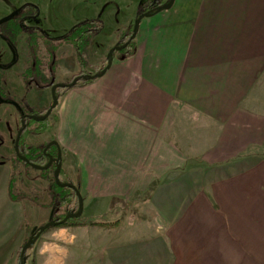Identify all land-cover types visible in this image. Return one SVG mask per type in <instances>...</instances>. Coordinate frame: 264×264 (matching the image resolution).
<instances>
[{
    "label": "crops",
    "instance_id": "obj_1",
    "mask_svg": "<svg viewBox=\"0 0 264 264\" xmlns=\"http://www.w3.org/2000/svg\"><path fill=\"white\" fill-rule=\"evenodd\" d=\"M159 11L141 20L132 55L58 96L54 141L83 212L41 232L24 264H157V236L139 213L157 222V180L175 182L188 167L178 137L195 141V130L218 132L217 142L201 186H182V218L162 239L169 264H264V154H245L264 146V0H174ZM134 22L125 17L121 30ZM238 51L254 54L240 64ZM13 170L0 161V264H18L39 226L11 196Z\"/></svg>",
    "mask_w": 264,
    "mask_h": 264
},
{
    "label": "rangeland",
    "instance_id": "obj_2",
    "mask_svg": "<svg viewBox=\"0 0 264 264\" xmlns=\"http://www.w3.org/2000/svg\"><path fill=\"white\" fill-rule=\"evenodd\" d=\"M171 1L0 0V20L6 19L19 8L26 5H34L40 11L39 17L32 21L39 23L42 28L33 25L34 23L31 20H24L23 25L30 27L31 32L39 36V56L43 60V71L47 75L48 82H52L47 87L45 86L47 79L44 81L39 77H34L30 83H27L29 77L24 75V72L29 64V58L27 57L30 47L27 45L28 35H22L18 38L16 55V50L0 36V66L3 67L0 69V99L2 97L10 98L14 102L0 101V161L13 162L12 189L26 208L27 223H38V227L43 226L50 221V216L54 212V217H60L64 213L65 207L63 205L60 206L59 200L53 198L50 191V181L42 179V170L28 166L18 161L15 157V140L21 128V110L35 116H41L44 110L48 109L52 104L50 88L53 84L63 81L68 72L74 73L73 76L68 77L61 83L67 84L71 82L81 72H84L83 75L86 76L100 73L107 64L106 59L111 48L122 45L129 40L133 32L134 23L127 30L122 31V23L125 17H129L131 22H134L137 16L145 10L153 13H158L160 12L159 10H168L170 7L164 8V6L169 5ZM26 10L27 13L33 14L35 12L31 7ZM86 20H95L97 24L92 25L94 28H92L90 35L83 36L82 40H78L79 49L78 46L74 47L70 43L72 42L71 39L66 42L64 38L72 30L73 26ZM159 26L157 24V31H159ZM98 27H100V30ZM128 34H130L129 37L127 36ZM246 38L249 41L250 36ZM136 42V37L130 42V44L132 43L133 53L136 48ZM51 51L55 53L54 59L56 60L52 74L49 72V66L54 61L50 54ZM253 54L254 51H238V56H235V58L239 60L237 63L241 64L242 61L245 62ZM159 55L161 53L158 49L157 57ZM255 56V58L258 57L257 52ZM113 57L122 58V52L115 51ZM36 79L41 84L40 86L36 85ZM81 79L79 78V81ZM52 114L53 110L50 114L51 127L49 129L40 135H25V143L29 148L54 142L55 131L53 126L55 125V114ZM247 127L250 128L249 125ZM248 128L247 130H249ZM191 132L193 135L190 132H188V135L190 134V137L194 136L195 141L191 139V142H189V139L185 137L186 133L179 135L178 139H180L182 149L190 153L189 155L193 160L189 161L188 167L183 165L178 167V179L175 182L169 179L157 180V222L151 217V212L143 211L144 213H139L143 215L144 219L150 220V223L145 226L146 236H157V264H169V245L167 244L168 242L165 243L162 239L164 236L168 237L170 233V219L176 221L182 218L181 213L184 212H182V209H184L186 202L185 189L182 186L185 185L186 181L189 184L192 183L195 187L201 186V166L203 164L206 165L204 153L207 149L212 150L217 142L216 135L218 132L214 130L207 131V133H205L206 131L196 130ZM256 152L264 154V146L250 148L245 154ZM212 154L213 152L210 155L211 160L214 159L216 161H211L209 169L214 170L219 162L217 161L218 156L215 157ZM191 173L194 175L193 180L189 179L188 176H182V174ZM186 178L188 179L186 180ZM60 180L69 182L66 181L67 178L64 175V171L60 173ZM171 182L174 183V188L173 185L171 186ZM158 186L161 187L158 188ZM173 190L174 192L176 190V192L170 194ZM130 217H138L133 209L130 210Z\"/></svg>",
    "mask_w": 264,
    "mask_h": 264
},
{
    "label": "trees",
    "instance_id": "obj_3",
    "mask_svg": "<svg viewBox=\"0 0 264 264\" xmlns=\"http://www.w3.org/2000/svg\"><path fill=\"white\" fill-rule=\"evenodd\" d=\"M28 7L33 8V10H35V12L32 13H27L26 9ZM153 11V10H152ZM39 12L37 10L36 7L34 6H23L21 8H19L14 14H12L11 16L7 17L5 21H3L0 24V36L6 40L8 42L9 45H11V47L16 50L17 53V49H18V38L22 35H28L29 38L27 40V45L29 47V53L27 55V57L29 58V64L27 66V70L24 72V75H26L27 77H29V80H27V83H30V81H32V79L35 77H39L41 79H43L44 81L47 79V75L44 73L43 71V60L40 58L39 56V39H38V35H36L35 33L31 32L30 27H25L23 25V21L26 19H35L38 16ZM97 24V22L95 20H89V21H84L80 24L75 25L72 30L67 33L65 35V41H69V39L72 40V42H70L74 47L78 46V40L79 39H83V36L86 35H90L92 32V25ZM100 30V27H98ZM97 28V29H98ZM128 37L130 36V34L127 35ZM126 36V37H127ZM80 40V41H81ZM33 44V45H32ZM79 47V46H78ZM132 47V43L130 45H128L125 49L121 50L120 52H122V58H126L129 57L130 55H132L133 53V48ZM78 49V48H77ZM80 49V47H79ZM51 57L54 59V52L51 51L50 52ZM55 59L54 61H52V65L50 64L49 66V72L52 74L53 72V65L55 63ZM106 63H107V59H106ZM3 67L0 66V69H2ZM84 72H81L79 74L83 75ZM75 76V75H74ZM91 79H81L79 81L80 84H85L90 82ZM47 84H45V86H50V84L52 82H48L47 79ZM36 85H41L39 83V81L36 79ZM66 88H68V86H64V87H60L56 89V95L57 97L60 95V93L65 90ZM1 102H12L14 103L10 98H4L2 97L0 99ZM47 109L44 110V113H46ZM26 113V112H25ZM41 114V116H42ZM37 115V114H36ZM50 119L51 116H49L48 118L42 120V121H37L33 118H27L26 119V129L24 130L21 138H20V142H19V149H20V153L27 157L30 161L35 162L38 165H46L51 157H56L58 156L59 153V144L57 142H53V143H49V144H45V145H39V146H33L32 148H29L26 143H25V135H29V134H36V135H40L41 133H43L45 130L49 129L51 127V123H50ZM29 149H31L29 151ZM15 157L18 161H21L23 163H25L28 166H31L28 162L23 161L22 159H20L16 154ZM56 169V164L53 163V165L51 167H49L48 169L43 170L42 169V179L44 180H49L50 181V191L52 192L53 198L56 200H59V204L60 206H64L65 207V211L64 213L60 216V217H54V219L57 220H61L63 219L67 214L70 213H76L79 210V200L78 197L75 193V191L69 187H63L60 186L56 183L55 178H54V172ZM63 170H61L62 172ZM12 183H11V196L13 198H17L16 194H14L13 189H12ZM74 204V208L73 205ZM54 209L56 208L55 205L53 206ZM78 220V217L76 218H71L69 219L66 223L64 224H72L73 221Z\"/></svg>",
    "mask_w": 264,
    "mask_h": 264
},
{
    "label": "water",
    "instance_id": "obj_4",
    "mask_svg": "<svg viewBox=\"0 0 264 264\" xmlns=\"http://www.w3.org/2000/svg\"><path fill=\"white\" fill-rule=\"evenodd\" d=\"M174 0L171 1V3L169 5H166L164 6V8H169L172 3H173ZM161 9V8H160ZM152 13L151 12H144L142 14H140L136 21L134 22V27H133V32L129 38V40L122 44V45H118V46H114L113 48H111V50L109 51L108 55H107V64L106 66L101 70L100 73L98 74H93V75H89V76H86V75H81V76H77L75 78H73V80L67 84H62V83H57V84H54L52 87H51V92H52V104L50 105V107L47 109L46 113L42 116H35V115H27V116H23L21 118V128L19 129L18 131V134L16 136V140H15V153L17 154V156L22 159L23 161L25 162H28L32 167H35L37 169H48L49 167H51L53 165V163L56 164V169H55V172H54V178H55V181L58 185L60 186H63V187H69V188H72L77 197H78V200H79V210L78 212L76 213H70V214H67L63 219L61 220H50L49 222H47L46 224H44L43 226H40V227H36L34 228L32 234L30 235L28 241L22 246L21 248V251H20V254H19V260H18V264H24L25 262V252L27 250V248L29 247V245L35 241V239L40 235L41 232L45 231L46 229L52 227V226H55V225H58V224H63L65 222H67L69 219L71 218H76V217H80L82 212H83V198L81 196V193L79 191V189L77 188V186L71 182H62L60 180V173H61V169H62V152H61V149L59 148V153H58V156L56 157H51L50 161L46 164V165H38L36 164L35 162L33 161H30L27 157L23 156L21 153H20V149H19V142H20V138L24 132V130L26 129V126H27V123H26V118H33L37 121H42L46 118H48L52 112V110L55 108V106L57 105V102H58V97L56 96L55 94V89L57 87H64V86H68V87H71L73 85H75L76 83L79 82V78H82V79H96L97 77H100L102 76L103 74H105V72L108 70V68L111 66L112 64V58H113V53L115 51H121L123 49H125L129 44L130 42L136 37L137 33H138V30H139V25H140V22L141 20L146 17V16H149L151 15ZM6 19H2L0 20V24L5 21Z\"/></svg>",
    "mask_w": 264,
    "mask_h": 264
},
{
    "label": "flooded vegetation",
    "instance_id": "obj_5",
    "mask_svg": "<svg viewBox=\"0 0 264 264\" xmlns=\"http://www.w3.org/2000/svg\"><path fill=\"white\" fill-rule=\"evenodd\" d=\"M144 12H149V11L145 10V11H143L142 13H144ZM151 13H153V12H151ZM73 27H74V26H73ZM73 27H72V28H73ZM58 83H61V82H58ZM55 84H57V83H55ZM62 84H65V83H62ZM53 85H54V84H53ZM53 85H52V86H53ZM52 86H51V87H52ZM57 88H60V87H57ZM57 88H56V89H57ZM50 89H51V88H50ZM56 89H55V94H56ZM51 94H52V92H51ZM56 96H57V95H56ZM17 106H18V105H17ZM19 109L21 110V108H19ZM25 112H26V111H22V110H21V113H20V117H21V118H22L23 116L32 115V114H29L28 112H26V113H25ZM27 118H28V117H27ZM27 118H26V119H27ZM71 189H72V188H71Z\"/></svg>",
    "mask_w": 264,
    "mask_h": 264
}]
</instances>
